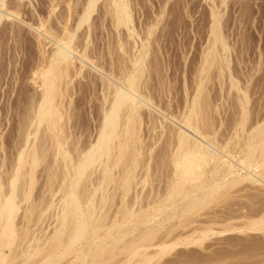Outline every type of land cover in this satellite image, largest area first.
<instances>
[{"label": "bare ground", "instance_id": "obj_1", "mask_svg": "<svg viewBox=\"0 0 264 264\" xmlns=\"http://www.w3.org/2000/svg\"><path fill=\"white\" fill-rule=\"evenodd\" d=\"M97 1L98 0H89L87 2L80 18L78 20L76 19L77 22L75 24L71 23L73 26L71 24L69 26L68 21L70 20V16H67L69 14L66 13L67 11H64L63 15H61L62 12L60 15L58 14L59 16L57 15L58 27L52 24L50 27H46L45 30L44 28L41 30L36 28L39 32V37L42 36L46 40L49 39L53 47L50 50H46L47 48L43 46V51L41 52L42 56L40 55L41 60L39 59V63L34 66L36 69H33L35 72L33 81L40 83L38 85L41 90L39 91L40 93L32 99L26 114L23 116L24 119L22 120V124H19L22 127H19L20 129L18 130L20 132V139H18L20 142L17 140L19 144L16 145L17 157L15 165L12 167L13 169L11 168V173H9V170L6 172V174H9L7 177H5V172H3L4 175L0 172V264H9L11 260H15V258L19 256H21L19 257V259L21 258L20 261L23 262L22 255L24 257V263L28 261L30 264H106L109 260H106V258H108V256L112 258L111 256L114 254L111 255V253H115L114 250H112V244L114 245L115 242L117 243V241L119 242L122 240V238L120 239L119 237H114L115 240H113V230L115 229L116 231V228L119 230L121 225L124 226L127 223L133 222L134 220L131 219V217L134 218L136 213L140 212L141 215L139 217L142 216V218H144V220H142L144 224H154V222L156 224L157 220L170 210L171 213L175 211L179 214L180 211L178 212L176 207L184 201V203H186V201L191 203L195 200L194 198H196L197 202L200 201L201 203L202 201L203 204L205 203L204 205H206L210 196L217 197L218 195H227L228 190L230 192L233 187L236 190V187H239L241 184H244L242 188L244 187L247 189L255 188L261 190V188L264 187V121L261 122L259 119L260 123L258 122L256 124L257 126H255L256 129L254 128L258 131V141L241 145L242 143L240 144L241 141L239 142L238 139L231 142L230 137L229 140H226L221 137V135L218 136L219 132L217 128H215L216 119L213 120L214 124L212 122L213 117L211 115L212 118L208 116L210 114L208 112L209 102H207L209 97H207L208 95L205 94L206 92H204L203 88L205 86L203 81L205 80L202 81L199 77H207L209 71L205 75L203 73L208 70V66L213 62L207 57L205 58L204 64L202 63L203 67H201V73L203 75H198L201 81L198 82L196 78V85L198 83L197 86L195 85L196 90H194V94L189 95L190 99L186 100V102L183 103L184 105L181 104V107L180 105L176 107L174 102H172L176 100V97L174 100L170 96V99H173H169L170 102L175 105L174 107L171 103L173 106V108H171L168 100L169 96H166L167 99L162 97L163 91L165 90L164 92H166L168 89H161L163 91L159 89L160 93H162L158 95V92L156 93V89L154 88L155 84L153 83V86L150 85L152 79L148 77L150 76L149 74L152 75V72L149 70L151 73L147 74L148 66L151 65L148 64L149 60L147 59L149 44H143L142 47H140V49L138 48L137 52L135 51L134 53L128 49V45L126 46V43L128 44L129 42H125L126 37H123L121 27L124 26V28L126 27L129 30V36H133L135 33V25L133 26L132 24V12L126 0H110V11L109 8L107 9L112 16L113 27L117 32L116 41H114L117 43V49L113 46V49L115 48L116 50H109L108 57H105V55L99 56L102 54L99 52V54H94V49L96 47L93 49L90 45L91 41L87 40L91 24L87 25V30L79 33L83 25L89 23ZM6 4V0H0V23H3L1 20L4 21L5 17L10 18V20H12V18H19L25 22V20L20 18L21 9L19 4L20 10L14 8L16 5H13V9L11 8L5 11L3 7ZM11 6L12 5H9L7 7ZM216 24L213 26V32L216 35L214 46L219 42L224 45L222 38L220 39L219 35H217L218 29ZM12 26L13 25L10 27L4 26V28H10L9 33H15L16 28H12ZM49 42L48 44H50ZM111 43L109 44L110 46L113 45V41ZM213 48L209 50L207 55L214 53ZM92 53L94 55L98 54V57L95 56L97 60L93 57L94 55H91ZM108 54H106V56ZM86 70H88V73L94 71V74H87ZM83 75L86 79L88 78V82H90L92 86L94 85L98 89L101 95L100 100H102L101 105L97 107L100 110H98L99 117L97 125H95L97 126L95 129L96 133L94 132L95 137L92 139V137H90L91 135L86 136L85 138H90H87L89 140H86L84 144L82 143L83 140L81 142V138L75 137L76 133L73 132L75 129L74 127L77 125L73 127L71 124L75 123L73 122L75 117L73 116L74 113L72 114L73 108H71V103L73 101V87H71V84L74 83L77 77H81L82 79ZM153 78L155 79V77ZM164 86L166 85L164 84ZM241 89L242 88L239 89V92L243 91ZM170 93H166V95H170ZM245 94L248 93L244 92L243 95ZM163 96H165V94ZM245 97L243 98L246 100L249 99L247 95ZM66 98H68V100H66ZM182 99L179 98L177 100ZM185 99L187 98L185 97ZM161 100L168 101L167 103H162L160 102ZM182 102H184V100ZM242 102L243 100L241 103ZM246 105H243L241 108L244 116L246 114ZM213 107H215V105ZM206 109H208V111ZM246 120L247 118L245 116L242 123ZM241 125L244 126L245 124ZM72 127L73 130H71ZM145 127H148V131ZM88 128L90 129V126ZM224 128L222 126L223 130H225ZM144 129L146 130L145 135L143 133L145 132ZM81 136H83V134ZM236 136L240 138L238 132L235 133V137ZM251 140L253 141V139ZM161 141L165 142L162 146L161 144L159 145ZM157 144L161 146L158 147V150L156 148ZM159 148H161L162 155ZM235 148L236 150H233ZM154 149L160 153L161 159L159 158V154V157L156 156L160 161L156 159L153 153ZM234 151H237L238 155L236 154L237 152L235 153ZM158 152H156V154ZM153 157H155V161ZM47 158L51 159L46 162L45 169L42 170L45 176H47L44 185L48 190L46 191L49 192V197L45 194L36 196L37 194L34 195L36 189L35 184L38 179V175L36 174L38 172H36V170H39L37 168L42 163H45L44 161ZM153 163H156L155 165L160 168L159 171L163 168L165 172L166 167L170 168L165 172L166 174L163 172L164 177H166L165 180L162 178L163 176H158L162 171L159 173L156 172L157 176L160 177L159 179L162 178L165 181L164 185L167 188H164V185V187H162L160 181L163 182V180L161 179L159 183L156 184L157 186L159 184L161 188H155L156 186H153L156 190L152 188L155 191V194L151 192L154 196L150 195V192H148L149 195H147V191L150 189L147 190L144 188L145 190H143L142 187L140 189H142L145 194H143L144 192L141 190V193L143 192L142 194L137 190L134 193L135 188L139 185L146 187V184H148L147 188H150L153 184H150V186L148 182H153V180L158 179V177L152 178L154 175L153 172H155L156 169L155 165L153 168L154 171L150 169L153 167ZM2 165L5 164L1 162L0 168ZM138 167L143 170L145 169L146 173L142 174V172L145 171H137L140 169ZM150 170L153 172L151 173ZM94 175H96V177H94ZM42 184L43 183H41V185ZM242 188L239 187L236 191L234 189L232 190L237 193ZM262 191L264 192V188L261 190L264 197ZM59 192H61V195L55 199L54 197H57ZM132 193H134V196L130 198L129 194L132 197ZM201 194L204 195H202V198L199 197ZM116 195H118V197ZM231 196L232 195H230V197ZM116 197L119 198L121 202L120 204L117 203L118 206L120 205V209L118 208L119 210L117 212L122 215V221L117 219L120 218V216L117 217L118 213L116 211H114L117 213L115 215L113 214L114 212H109L110 210L112 211L113 208H111L112 204L110 203L114 202L115 205H117L116 202H118V200L115 201ZM151 198H153V200ZM177 198L179 201H177ZM144 200L145 203L143 207H141L142 205L140 207L143 209L146 207L145 210L142 211L141 208V210H139L137 209L138 207H135L136 209L134 208V206H139V202L141 203ZM147 200H149V202ZM174 200H176V202H174ZM229 202L231 203V200ZM242 202H244V200ZM189 203H186L187 206ZM208 203L210 204V202ZM237 203L238 202H236V204ZM109 204L111 205V209L108 208ZM191 204L193 205V202ZM241 204L242 203L239 205ZM245 204L247 205L248 202ZM263 204L262 206H264ZM192 205L189 206L194 209V205L197 206V203L195 202V204ZM198 205L201 206L200 204ZM204 205H202L203 208L205 207ZM181 206L183 207L184 205ZM183 208L181 209V214L186 211L188 207L185 208L184 211ZM115 209L117 210V206L113 210ZM257 209L255 210L258 211L259 214L261 212L259 218L252 219L249 216L252 220H247L248 223L245 222L247 224L245 225L246 227H244L247 228V230H263L264 232V207H261L260 211ZM20 210L22 211L20 212ZM50 210L51 213L53 210V212H55L50 214L56 216L53 217L56 221L55 227H53V230H50L49 234L45 233L47 235L44 234L40 236L38 233L35 234L33 228L36 226L37 221L43 220L44 213L46 214L47 212L48 214ZM255 210L253 209V211ZM191 211L193 210L188 212L186 215L187 217L190 215L189 213H191ZM175 212L174 214L177 215ZM171 213L165 214L164 216L171 215ZM112 214L114 216H112ZM247 215L248 214H246V217H248ZM171 216H168V218L170 217L173 219L174 216ZM182 218L183 217H181V219ZM161 220L162 219H160V221ZM160 221L158 223H160ZM137 225L136 223L135 226ZM226 225L228 226L227 223ZM226 225L221 227V229H223L218 232L223 234L229 230L241 231L243 229L242 227H236V225H234V227L232 226L233 224H230V228ZM172 226H174V224ZM206 229L207 230L203 229L205 232L202 231V233H200L202 236L203 233H205L204 236H208L209 232L212 231L210 228ZM208 229H210L209 232H207ZM156 230L158 231V229L155 228V231ZM102 231H104V235L101 233ZM192 231H196V228ZM152 234H149L151 235L149 237L154 239L156 236L155 234L152 236ZM170 234H166L167 237H169ZM173 234H171L169 238L172 239ZM183 234L175 233V237L173 236L175 241L173 240L171 242L168 241L170 239H167L165 235L164 240L158 238L161 235L160 233V235L155 238L156 240L154 239L156 242H158V239L161 240H159L160 243L156 245L160 248L159 250L157 247L158 252L156 251V255L158 256V254H160L159 256H162L165 250L169 247L179 245L178 243H180V245L181 243H189L190 245L193 242L196 243L195 245H198L197 243L200 241L204 243V238L206 239V237L203 236V238L200 234L197 235H200L204 241H202L201 238L195 237V235H193L195 233L192 234L193 238L191 234H187L186 237H184L186 234ZM146 239L151 243L149 244L147 241L144 246H134L129 261L134 255L142 254L143 249L145 250L143 251L146 252L147 249L151 248L153 245L152 239L151 241L148 237ZM263 240L264 239L261 240V243L264 244ZM146 243H148V245H146ZM109 244H111L112 247H110ZM130 247H133V245H130ZM95 251L97 255L95 257L91 256V258L90 255H95ZM109 251L111 252L110 255L107 257L104 256L103 258L104 253ZM115 254H117V252ZM12 256H14V258H12ZM63 259H67V261L65 260V263H63ZM103 259H105L106 262ZM14 260L13 262H16V264L20 262L17 263V259L16 261Z\"/></svg>", "mask_w": 264, "mask_h": 264}, {"label": "rangeland", "instance_id": "obj_2", "mask_svg": "<svg viewBox=\"0 0 264 264\" xmlns=\"http://www.w3.org/2000/svg\"><path fill=\"white\" fill-rule=\"evenodd\" d=\"M6 1L8 5L6 4L3 7V9L7 11L11 9L13 5H16V7L14 8H18V10L21 9L20 18L25 20V22H23L19 18L17 19L14 18L15 20L12 18V20H10V18L5 17L4 21L1 20L3 23H0V163L2 162L5 164V165H2V167L0 168V172L2 173V175H4L3 172H5V175H6L5 177L9 175L8 173L6 174V172L9 170V173H11L10 172L11 168L14 167L15 165V161L17 157L16 145L19 144L18 141L20 142V140H18L20 139V132L18 130L22 127L19 124H22V120L24 119L23 116L24 114H26L28 110L27 108H29L32 99L36 97L40 93L39 91L41 90V88H39L40 86L38 85L40 83L33 81L34 80L33 75L35 76V72L33 71V69L34 70L36 69V67L34 68V66H36L37 63H39V61L41 60V56H42L41 52L43 51L42 49L43 46L47 48V49L45 48L46 50H50L53 47V45L49 42V39L46 40L42 36L39 37L40 35L36 28H39L40 30L44 28L45 30L46 27H50L52 24L54 26H57V23H58L57 17L60 15L61 12H62L61 15H63L64 11H67L66 13L69 14L67 16H70L69 18L71 21L70 20L68 21L69 26L71 23L75 24L77 20L80 18V15L84 11L85 5L87 4L89 0H6ZM126 1L130 5V9L132 12V17H133L132 24L133 26L135 25L134 26L135 33L133 34V36L132 35L129 36L128 35L129 30L126 27L124 28V26H122L121 27L122 34H123V37L124 36L126 37V38L124 37L125 42L127 41L130 44H132L130 45L129 43L128 44L126 43V46L128 45L127 46L128 49L131 50L133 53L135 51L137 52V49L138 48L140 49V47H142L143 44L145 43L149 44L148 45L149 53H148L147 59L149 60L148 64H151V65L148 66L149 68L147 69L148 70L147 74L152 72V75L149 74L150 76L148 75L149 76L148 78L151 77L150 79H152L151 80L152 82L150 83V85L153 86V83L155 85L157 84L156 87L158 89L154 85V88L156 89L155 90L156 93L158 92L157 94L160 95L162 93V92L160 93V91H163L161 89H166V90L168 89L166 92H164L165 90L163 91L162 94L163 95L165 94V96L162 95V97L164 99H167L166 96H169L168 100L170 99V96L173 99L176 97L175 98L176 100L174 99L175 101H172V102H174L176 107H179L178 105H180L181 107L182 106L181 104L185 103L186 100L190 99L189 95L194 94L195 92L194 90H196L195 87L198 85V83L196 85V81H195L196 78L198 82L201 80L202 81L205 80L203 81V84H205L203 88H204V92H206L205 94L208 95L207 97H209L207 100V102H209V106H208L209 111L208 109L206 110L210 113L208 116L211 115L213 118L215 117L213 119L210 116L212 118V122L215 119L218 122L217 123L215 121L216 124L213 122L215 124V128H217V131L219 132L218 136L221 135V137H223L226 140L227 139L229 140V137H230L231 142H234L238 139L239 142L241 141L240 142V144L242 143L241 145H246L247 143L249 144L250 142L258 141L257 139L258 131L255 130L256 129L255 126H257L256 124L258 122L260 123V120L261 122L264 121V116H263L264 115V0H126ZM109 3H110V0H98L95 10L92 12V16H91L89 23H85V25H83V27L79 30V33L82 31L84 32L85 30H87V27H88L87 25L91 24L90 26L91 32L89 31V37L87 40L91 41L90 45L93 47V49L96 47L94 49L95 53L93 52L94 54L99 52V53H102L99 56L105 55V57L109 56L108 52L109 50L113 49V46L115 48L117 46L116 45L117 43L114 42L116 41L115 39L117 36L116 35L117 32L115 28L113 27L114 24L112 22L113 19H111L112 16L109 14L110 13L109 11L111 8ZM18 4L20 6V9H19ZM9 5H12V6L7 7ZM108 8H109V11L107 10ZM216 20L219 24L216 22ZM30 24L33 26H31ZM215 24L217 25V29H218L217 35H219L220 39L222 38L225 47L224 45L220 44V42L218 44L216 43V46H214L216 35L213 32V26ZM11 25H13L12 28H16L15 33H9L10 28L5 29L7 26L10 27ZM4 26L6 27L4 28ZM112 41H113V45L110 46L109 44ZM48 42L50 44H48ZM212 48L214 49L213 51L214 53L207 55L209 50ZM93 53L91 55H94ZM98 54L93 56L96 60H97ZM106 54L108 55L106 56ZM206 57L210 61L213 62L212 63L213 65L211 63H208V64H211L210 66H208L207 64V66L210 69L208 68V70L205 71L203 74L204 75L207 74L208 71L209 73L207 74V77L206 76L202 77L200 75L202 74L201 67H203V64H204L203 62ZM86 71L85 72L87 74H90V73L94 74V71L89 72V73H88V70ZM85 72H84V75H85ZM84 75L82 79L81 77H77L78 79L76 78L74 83L71 84V87H73V96H72L73 106L71 103V108H73L72 109L73 110L72 114L74 113L73 116L76 117V121H75V117H74V121L73 119L72 121L77 124L71 123L72 121L70 122L73 125V127L74 125L78 126V128L77 126L74 127L75 129L73 132L76 133V135H78L76 136L74 134L75 137H78L79 139L81 138L80 139L81 142L83 140L82 142L83 144L86 143V140H89L87 138L92 137L93 139L95 137V133H96L95 129L97 127L95 125H97V122H98L97 120L99 117L98 110H100L97 107H99L102 103V100H100L101 99L100 92L94 85L92 86V84L88 82V78L86 79L85 77L86 75L85 76ZM198 75L201 76L199 77L201 80L198 78ZM153 77H155V79ZM84 79H86L87 81ZM150 79H149V82H150ZM163 83L166 86H164ZM205 87H206V90H205ZM240 88H242L241 89L243 90L242 92L241 91L239 92ZM244 92L248 94L243 95ZM166 93H170V95H166ZM246 95H247V98H249L247 100L243 98ZM178 97L181 99L183 98V99L177 100L179 99ZM185 97L187 99H185ZM172 98L170 100H173ZM66 100H68V98H66ZM168 100H165V101L161 100L160 102L167 103ZM183 100L184 102H182ZM240 100L241 101L243 100L242 102L243 104L241 103ZM172 102H170L171 108H173V106L175 107V105ZM171 103L173 104V106L171 105ZM214 105L215 107H213ZM243 105H246L245 116L247 120L242 123L243 118L245 117L243 115V110L241 109ZM218 109L221 110L222 112L219 111ZM211 110H212V113H211ZM242 115H243V118H242ZM238 116H239V119H238ZM219 118H222V119H219ZM240 123L243 125L245 124L246 126L245 125L242 126ZM89 126H90V129L88 128ZM222 126L223 128L226 126L224 128L226 132L225 130L222 129ZM73 127L71 130H73ZM146 130L148 131V127L146 128ZM146 130L144 129L145 131L143 132L144 135L146 133ZM234 131L240 134V138L237 136L235 137L236 132ZM82 134L83 136H81ZM89 135L91 136L85 138L86 136H89ZM251 139H253V141ZM16 141H17V144H16ZM164 143L165 142L161 141L159 142V145L161 144L162 146V144ZM156 146H157L156 147L157 150H158V147H161V146H158V144ZM160 149L161 148H159V150ZM233 150H236V148ZM156 152L158 151H155L154 149L153 153L155 154V157L156 156L159 157L161 150H160V153L158 152L156 154ZM234 152L236 153L237 151H234ZM236 154L238 155V152ZM161 155L159 157L160 159H161ZM155 157H153L154 161L157 159V157L156 159ZM50 159L47 158L44 161L45 163H42L37 168L39 170L38 171L36 170V172H38L36 173L38 175L37 177L38 179H37V183L35 184L36 189L34 191V195L37 194L36 196L38 195L42 196L45 194L46 196L49 197L48 195L49 192H47L48 190L46 186L44 185L45 180H47L46 178L47 176H45V174L43 173L44 172L43 170L45 169L46 162ZM160 159L158 161H160ZM155 164L156 163H153V167H151L150 169H153ZM155 168L157 169V171L155 169V172H153L154 169L153 171L150 170V172L151 173L153 172L154 174L153 175L154 177L152 176V178L163 176L162 178L165 180L166 177H164V174H163L164 169L162 168L163 170L161 169L159 171L160 168H158V166L156 165H155ZM168 168L166 167L165 172L170 169ZM141 169L142 168L138 169L137 171H145V169L144 170L143 169L141 170ZM156 172L157 173L161 172L163 175L159 173V175L157 176ZM144 173H146V171L142 172V174ZM94 177H96V175H94ZM160 177H158V179ZM158 179L157 180L152 179L153 182L151 181L148 182L149 185L153 184L152 186L150 185L151 186L150 188L149 187L147 188L148 184H146V187L139 185L140 187L138 186L139 187L138 188L136 186L137 188H135L134 193L136 192V190L141 193V191L145 189L147 190L150 189L147 191V193L154 192L155 194L154 190L156 189H154L153 186L154 187L156 186L155 188L157 187L161 188L159 184L158 186L156 185L161 180V179L159 180ZM164 180L163 182L160 181L161 182L160 184L162 185V187L165 186ZM41 183L43 184L41 185ZM242 185L244 184H241L239 187L242 188ZM141 187L143 190L140 189ZM239 187L237 186L236 188L239 189ZM164 188H167V187L165 186ZM263 188H261V190ZM232 189H234V187ZM232 189L230 190V192L228 190L227 195L225 194L227 198L225 195H221V196L218 195L217 197L207 196L209 197L208 202H210V204L207 202L206 205H204L205 203L203 204L202 201L201 203L200 201L197 202L196 198H194L196 201L195 200L192 201L193 205L195 204V202L197 203V206L194 205V209H192V207L189 206V205H192L191 201H190L191 203H189V201H186V203L187 202L189 203L188 206L186 203H184L185 202L184 201L178 207H176L178 209V212L179 211L181 212V209L183 207H184L183 211L185 210V208L188 207L191 209L187 208L186 211L193 210L191 211L193 215L189 213L190 215H188L187 217L186 215L188 214L189 211L188 212L184 211L186 213L182 212V214L179 212L178 214L174 211L175 210L174 209L173 211L177 215L181 214L180 216H177L174 214L173 211H172L173 213H171V210H170L168 211V213L166 212L165 214L171 213V215L174 216V218L172 219L169 217L170 218L169 219L168 216H171V215L164 216L165 215L164 214L163 217L165 218L160 217L158 220L159 221L160 219L162 220L160 221V223H158L159 222L158 220L156 224L154 222L155 226L153 223L144 224V222H142L144 218H142V216L139 217L141 214L139 211H137L139 213H136L134 218L131 217V219L134 220L133 222L127 223L124 226L121 225V228H120L121 230L120 229L118 230V228H116L117 229L116 231L115 229L113 230L112 232L114 234V235L112 234L113 238L119 237L120 239L122 238V240L118 239L121 242L120 241L119 242L117 241V243L115 242L114 244L115 246L112 244L114 248V249L112 248V250H114L115 253L117 252V254L111 253L110 251L106 252L107 254L104 253L103 258L104 256L107 257L108 255H110V253L111 255L114 254L115 256L114 255L111 256L112 258L108 256V258H106V260L109 259L108 263L105 261V259L103 260L106 262V264H264V244L261 243L262 242L261 240L264 239L263 230L261 231L252 230L253 231L252 232L251 230L249 229L247 230V228H245L246 227L245 225L248 223L247 220L251 221L252 219H255V218L257 219V217L259 218V216L261 215V212L259 214V212L256 211L255 209L259 207L258 209L260 211V208L264 207L262 206V204L264 203V200H263L264 197L260 189L259 191L255 188L247 189L243 187L242 188L243 190L240 189V191L242 190L241 192L244 194H242L240 191L235 193L234 192L235 189L234 190ZM44 192H47V193H44ZM60 193L61 192H59L57 197H54V198L55 199L58 198L61 195ZM134 193H132V197L129 194L130 198H133ZM143 194H145V192ZM154 194L151 193L150 195L154 196ZM147 195H149V193ZM202 195L203 194H201L199 197L202 198L204 196ZM230 195H232L231 197L233 199L230 197ZM116 196L118 197V195ZM117 197L115 201L118 200V202H116V204L117 203L120 204L121 203L120 199ZM178 198H181V197H178ZM259 198H262V199H259ZM151 199L153 200V198ZM176 200H174V202H176ZM230 200H231V203L229 202ZM243 200L244 202H242ZM147 201L149 202V200ZM177 201H179V199ZM236 202H238L237 203L238 205L236 204ZM247 202L248 204L246 205L245 203ZM144 203H145V200L142 201L141 203L139 202L138 204L139 206H134V208L138 207L137 209L139 210L142 209L143 211L146 209V207H144V209L141 208L143 207ZM240 203L242 204L239 205ZM255 203H258V204H255ZM110 204H112V206ZM110 204L108 208H110V206L111 208L113 207L112 211L110 210L111 208L109 209L110 213L114 211L117 212L120 209V205L119 206L118 204L115 205L114 202ZM198 204H200L201 206H199ZM181 205H184V206L182 207ZM202 205H204L205 207L203 208ZM116 206H117V210L116 209L113 210L114 208H116ZM226 206H229V207H226ZM252 207H255V208H252ZM253 209L255 211H253ZM231 210L232 211L234 210V211L232 212ZM21 211L22 210H20V212ZM53 211L52 213H55ZM109 212H108V216L110 218ZM116 212H114L113 214L115 215L118 213ZM52 213H51V210H50V213L48 211V214L47 212L46 214L44 213L43 217L45 219L43 218V220L41 219V221L39 220L37 221L36 226H34L33 228L35 230V234L38 233V235L40 234L41 236V235H44L45 233L49 234L50 230H53V227H55L56 225L55 224L56 221L54 220L55 218L53 217H56V216L50 215ZM242 213H245V214H242ZM113 214L112 216H114ZM246 214H248L247 215L248 217H246ZM191 215H192V218H191ZM251 215H254V216H251ZM119 216L120 218H117V219L119 221H122L121 219L122 215L120 213L117 214V217ZM249 216L252 219L249 218ZM181 217H183L184 219L183 218L181 219ZM229 220L232 221L233 223L230 222ZM136 223L138 224L137 226H135ZM226 223L228 224V226L226 225ZM173 224L174 226H172ZM230 224L231 225L233 224L232 226L236 225V227L237 226L242 227L243 229L241 231L239 230L230 231L229 230L228 232L227 231L225 232L226 234L225 233L222 234L218 232L222 230L223 228L221 229V227L225 225L230 228L231 227ZM175 226L176 228L178 227L177 228L178 231L177 230L175 231L176 229ZM155 228L158 229V231L157 230L155 231ZM195 228H196V231H192V230H195ZM206 228H210L212 229V231L209 232L210 229H208L207 232H209V235L206 232L208 236H204L205 233H203V236L206 237L205 239L200 233H202V231L205 232L204 230H207ZM166 230H167V233H166ZM163 231L165 232V234ZM170 231H171V234L173 233L183 234L184 232L183 235L186 234L184 237H186L187 234L189 235L191 234L192 236V234L195 233L193 234L195 235V237L201 238L202 236L205 241L203 240V238H201V240L204 241V243L200 241L199 243H197L198 245H195L196 243H193V242L192 243L194 245L191 242L190 243L192 245L191 244L189 245V243H186V244L181 243L180 245V243H178L179 245H176L174 247H169L167 250H165L162 256H159L160 254L158 253H157L158 254L157 256L156 251L158 250L159 247L156 245L157 243H160L159 242L160 239H158V242H156L155 238H157L161 233L160 237L158 238H161V240H164V235H165L166 238L168 239L171 236ZM103 232L104 231H102L101 233ZM152 233L155 234L156 236L155 238L153 237L155 240L149 237L151 236L149 234H152ZM168 233L170 234L169 237H167L166 235ZM104 234L105 233H103V235ZM153 234L152 236H154ZM174 234L173 236L175 237ZM197 234H200L201 236ZM145 236H147L150 239V241L152 239L153 245L151 244L152 245L151 248L147 249L146 252H144L145 250L143 249L144 251L142 250V254L134 255L133 258L129 261L130 257L132 256L131 252L133 251L134 246L135 247H137L138 245L144 246L145 242L148 241L146 239L147 237ZM173 236H172V239L169 238L170 240L168 241H171V242L173 240L175 241V238ZM115 238L113 240H115ZM143 241H144V244H143ZM148 243L150 244L151 242L148 241ZM148 243H146V245H148ZM199 244L200 245L202 244V245L200 246ZM130 245L131 246L133 245V247H130ZM109 246L112 247L111 244H109ZM96 255H97V252L95 253V255L94 254L90 255V257L91 256L95 257ZM19 257L18 258L16 257L15 260L14 259L13 260L16 261L17 259V263H18L21 260V258L19 259ZM12 258H14V256H12ZM22 258H23L22 260L23 262L20 261L18 264H22V263L30 264V262L28 261H25L24 263L23 255H22ZM13 260H11L9 264H14V263L16 264V262H13ZM65 260L67 261V259ZM65 260L63 259L62 262L65 263Z\"/></svg>", "mask_w": 264, "mask_h": 264}]
</instances>
